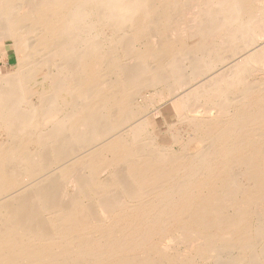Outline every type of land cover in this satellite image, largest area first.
I'll list each match as a JSON object with an SVG mask.
<instances>
[{
  "label": "bare ground",
  "instance_id": "6f19581e",
  "mask_svg": "<svg viewBox=\"0 0 264 264\" xmlns=\"http://www.w3.org/2000/svg\"><path fill=\"white\" fill-rule=\"evenodd\" d=\"M8 42L0 264H264V0H0Z\"/></svg>",
  "mask_w": 264,
  "mask_h": 264
},
{
  "label": "rangeland",
  "instance_id": "374dc122",
  "mask_svg": "<svg viewBox=\"0 0 264 264\" xmlns=\"http://www.w3.org/2000/svg\"><path fill=\"white\" fill-rule=\"evenodd\" d=\"M195 12H196V10L193 11L192 13H195ZM3 48H4V50H3ZM0 49H1L0 50V63L3 61V57L5 59H8L10 65L6 67V70H11V67L14 68V65L16 63V60H15L16 59V55H15L14 51L12 50L13 46L8 42L6 46L1 47ZM3 70H5V69H3ZM162 91H163V94L159 95V97L155 99V103H156L157 106H161L162 104L170 103L173 100L170 88H168V87H165V88L160 87L159 88V92H162ZM179 92H182V89H180ZM152 93L153 92H150V93H148V95H151ZM160 97H164V98H160ZM177 127L178 126L173 127V126H171V124H168V125L165 124V125H163V129L165 130L163 132V134L164 135L168 134V136H171L173 133H175V131H176L175 129ZM175 148L178 149L177 146Z\"/></svg>",
  "mask_w": 264,
  "mask_h": 264
}]
</instances>
